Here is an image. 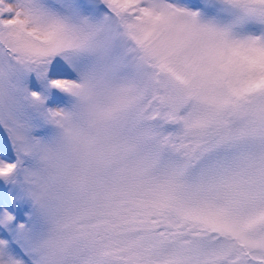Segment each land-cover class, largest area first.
Instances as JSON below:
<instances>
[{
	"label": "snow or ice",
	"instance_id": "snow-or-ice-1",
	"mask_svg": "<svg viewBox=\"0 0 264 264\" xmlns=\"http://www.w3.org/2000/svg\"><path fill=\"white\" fill-rule=\"evenodd\" d=\"M0 264H264V0H0Z\"/></svg>",
	"mask_w": 264,
	"mask_h": 264
}]
</instances>
